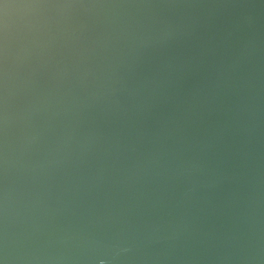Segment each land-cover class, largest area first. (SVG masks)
I'll return each instance as SVG.
<instances>
[{"label": "bare ground", "instance_id": "1", "mask_svg": "<svg viewBox=\"0 0 264 264\" xmlns=\"http://www.w3.org/2000/svg\"><path fill=\"white\" fill-rule=\"evenodd\" d=\"M0 264H264V0H0Z\"/></svg>", "mask_w": 264, "mask_h": 264}]
</instances>
